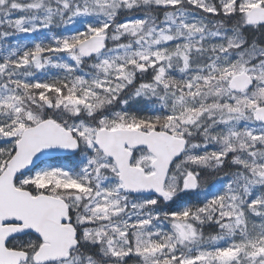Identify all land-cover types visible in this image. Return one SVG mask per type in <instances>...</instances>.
<instances>
[{
	"label": "snow or ice",
	"instance_id": "6c2138e0",
	"mask_svg": "<svg viewBox=\"0 0 264 264\" xmlns=\"http://www.w3.org/2000/svg\"><path fill=\"white\" fill-rule=\"evenodd\" d=\"M0 264H264V0H0Z\"/></svg>",
	"mask_w": 264,
	"mask_h": 264
},
{
	"label": "trees",
	"instance_id": "16d2710c",
	"mask_svg": "<svg viewBox=\"0 0 264 264\" xmlns=\"http://www.w3.org/2000/svg\"><path fill=\"white\" fill-rule=\"evenodd\" d=\"M77 27H79V25H76ZM69 27H72V25H69ZM62 29H53L52 33H57V32H61ZM52 33L48 32L47 30H43L42 34L40 36L37 37H31V36H25L24 34H21L19 37H13L12 39H19V41L21 43H30V42H34L35 40H45V42H47L46 37L51 36ZM207 184L205 185V188H207V185H211L213 184L218 177H216L215 175H208L207 177ZM194 202V199H193ZM173 207H175V205H173Z\"/></svg>",
	"mask_w": 264,
	"mask_h": 264
},
{
	"label": "rangeland",
	"instance_id": "374dc122",
	"mask_svg": "<svg viewBox=\"0 0 264 264\" xmlns=\"http://www.w3.org/2000/svg\"><path fill=\"white\" fill-rule=\"evenodd\" d=\"M40 36V35H39Z\"/></svg>",
	"mask_w": 264,
	"mask_h": 264
}]
</instances>
